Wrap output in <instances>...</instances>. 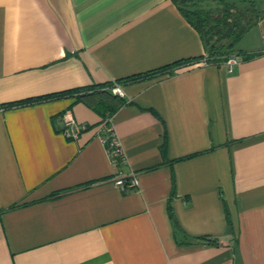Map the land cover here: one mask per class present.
Returning a JSON list of instances; mask_svg holds the SVG:
<instances>
[{"label":"crops","instance_id":"1","mask_svg":"<svg viewBox=\"0 0 264 264\" xmlns=\"http://www.w3.org/2000/svg\"><path fill=\"white\" fill-rule=\"evenodd\" d=\"M262 8L228 72L171 0H0V264H264ZM103 82L125 100L111 116L67 95L7 106Z\"/></svg>","mask_w":264,"mask_h":264},{"label":"trees","instance_id":"2","mask_svg":"<svg viewBox=\"0 0 264 264\" xmlns=\"http://www.w3.org/2000/svg\"><path fill=\"white\" fill-rule=\"evenodd\" d=\"M182 14L202 37L206 49L205 62L219 63L232 53L234 45L241 35L260 18L262 12L256 10L255 0H216L220 5L218 12L213 10L206 0H171ZM234 1H249L248 9H240ZM234 9V10H232ZM182 61L151 70L144 74L132 76L125 79H136L146 77L155 73L166 71ZM118 82L92 83L86 86L75 87L71 89L56 92L54 94L27 98L7 104L15 106L19 104L36 102L38 100L53 96H74L75 102H82L90 109L106 113L111 116L119 106L125 103L122 96L113 93L111 88Z\"/></svg>","mask_w":264,"mask_h":264},{"label":"built area","instance_id":"3","mask_svg":"<svg viewBox=\"0 0 264 264\" xmlns=\"http://www.w3.org/2000/svg\"><path fill=\"white\" fill-rule=\"evenodd\" d=\"M203 63L206 62L203 61ZM221 63L226 67L228 72H231L233 66L237 63V57L235 55H228ZM111 91L118 95L123 94L119 84L117 83L114 84V86L111 88ZM111 119L112 118L109 117L103 123L99 138L103 144V147H105V150L110 158L109 160H111V162L114 164H118L121 160H123V154L119 139L114 132L113 121ZM58 128L64 135H68V137L76 139L80 132L86 128V125L84 123L77 122L66 111L60 117ZM113 183L121 191L137 189L139 184L138 178L134 173H130L125 176H117L113 179Z\"/></svg>","mask_w":264,"mask_h":264},{"label":"rangeland","instance_id":"4","mask_svg":"<svg viewBox=\"0 0 264 264\" xmlns=\"http://www.w3.org/2000/svg\"><path fill=\"white\" fill-rule=\"evenodd\" d=\"M249 3H250L249 1H246V2L234 1V4H237V6L240 7V9H243V10L244 9H248V6L250 5ZM254 3L256 4V6H255L256 10L260 12L261 9H263L262 7H264V2H262L263 4L262 3H260V4L258 3L257 4V2L255 0ZM212 7H213V10H216L215 12H218V9L220 8V5L215 4ZM232 10H234V9H232Z\"/></svg>","mask_w":264,"mask_h":264}]
</instances>
